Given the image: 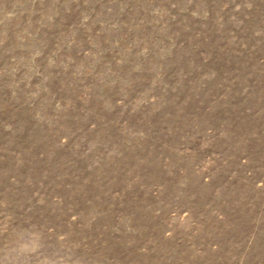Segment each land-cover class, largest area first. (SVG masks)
<instances>
[{
	"label": "rangeland",
	"instance_id": "1",
	"mask_svg": "<svg viewBox=\"0 0 264 264\" xmlns=\"http://www.w3.org/2000/svg\"><path fill=\"white\" fill-rule=\"evenodd\" d=\"M0 264H264V0H0Z\"/></svg>",
	"mask_w": 264,
	"mask_h": 264
}]
</instances>
